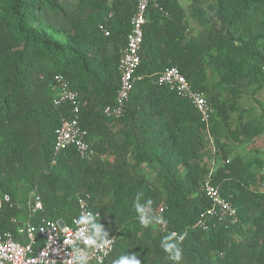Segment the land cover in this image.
Returning <instances> with one entry per match:
<instances>
[{"label":"trees","instance_id":"obj_1","mask_svg":"<svg viewBox=\"0 0 264 264\" xmlns=\"http://www.w3.org/2000/svg\"><path fill=\"white\" fill-rule=\"evenodd\" d=\"M158 1L161 9L146 14L139 79L124 116L112 120L103 109L114 104L120 86L118 66L135 0H78L70 13L61 0H0V193L12 199L0 210V234L15 232L14 220L29 219L24 209L37 190L43 210L35 224L68 223L78 214V198L90 197L97 222L116 239L106 264L133 253L142 264H172L160 242L173 231L186 233L181 264H264V186L220 139L216 159L224 163L210 171L201 162L200 133L220 134L213 123H226L231 107L213 96L216 118L212 114L207 125L190 102L158 82L174 66L194 89L209 93L199 51L184 42L180 1ZM42 13L63 15L65 22L53 33ZM214 18L205 48L213 70L231 85L234 98L241 96L244 78L263 88L264 0H216ZM55 76L79 95L80 125L96 154L91 161L73 147L54 151L55 132L71 115L67 105H54ZM242 118L228 124L227 139L244 143L261 133L264 120ZM143 165L156 167L153 181L141 173ZM207 178L231 198L234 224L208 218V230L197 226L212 207L201 188ZM148 199L151 215L165 206L167 233L155 221L147 228L139 224L134 204L147 206Z\"/></svg>","mask_w":264,"mask_h":264},{"label":"built area","instance_id":"obj_2","mask_svg":"<svg viewBox=\"0 0 264 264\" xmlns=\"http://www.w3.org/2000/svg\"><path fill=\"white\" fill-rule=\"evenodd\" d=\"M161 9L158 0H135V11L131 19V30L127 37L126 46L121 51L118 70L120 73V86L116 92L114 104L103 109V114L112 120L124 116L126 105L136 80V73L141 63V48L144 41V26L146 14L151 8ZM106 35L109 33L106 31ZM160 85L166 86L171 92L190 102L202 120L209 125L214 112L213 104L207 96L192 87L191 83L177 67L165 69L158 80ZM55 91L54 105L57 107L67 105L70 117H63L60 126L55 132L54 151L56 154L69 147L75 148L78 155L91 161L95 151L88 142V131L80 125V101L77 92L73 91L63 76H55L50 84ZM202 192L211 201L212 207L201 215L197 226L206 231L209 228L208 218L217 219L219 222L234 224L237 210L231 198L223 197L220 189L214 186L210 178L202 183ZM5 195L9 198L4 199ZM78 214L70 222L63 220H44L39 224L33 223L36 215L43 210V201L37 190L33 191L28 199L24 213L29 218L19 223L14 220L15 232L8 231L0 234V264H77L76 257L79 253L76 248L84 249V254L89 257L88 264H106L112 255L116 239L110 249L87 248L79 236L81 226L74 223L82 213L99 214L93 209L89 196L79 197ZM12 205L8 194L0 195V210L4 205ZM39 205V206H38ZM151 213V209H150ZM165 206L161 205L154 211V216L163 218V223H156L163 232H168L167 222L164 217ZM66 238L69 241L66 243Z\"/></svg>","mask_w":264,"mask_h":264},{"label":"rangeland","instance_id":"obj_3","mask_svg":"<svg viewBox=\"0 0 264 264\" xmlns=\"http://www.w3.org/2000/svg\"><path fill=\"white\" fill-rule=\"evenodd\" d=\"M179 1L182 5L183 16L186 21L184 42L192 43L196 46L199 51V61L204 67L207 77L209 93H205V95L211 101L213 96H217L231 107V109L229 108L230 112L226 123H223L219 118L214 121L216 123H213V125L218 124L220 134L214 135L205 130L200 133L204 148L201 154V162L202 164H206L210 171L216 170L222 164L223 161L220 163L216 159L217 147L215 139H220L225 142L226 147L231 150L232 155L237 156L249 168L255 175L257 184L262 188L264 186V128L259 135L249 138L244 143L227 139V136L225 137V129L228 124L233 125L241 116L244 121L254 119V122H257L264 120V86L260 88L261 84L259 82H252L244 78L239 83L241 96L234 98L231 92V85L222 82L220 75L213 70V66L205 53L206 45L210 43L208 40L209 21H215L216 0ZM61 2L67 13L72 12L78 4V0H61ZM41 18L44 23L54 28L53 33L56 32L55 30L60 29L61 25L65 22L63 15L42 13ZM215 116L214 119L216 118ZM140 171L149 182L153 181L156 176V167L154 165H143ZM24 194L25 192L22 191V195Z\"/></svg>","mask_w":264,"mask_h":264},{"label":"clouds","instance_id":"obj_4","mask_svg":"<svg viewBox=\"0 0 264 264\" xmlns=\"http://www.w3.org/2000/svg\"><path fill=\"white\" fill-rule=\"evenodd\" d=\"M8 198L9 197L5 195L4 199L7 200ZM152 204L153 201L151 199L147 200V206L141 205L139 201L134 204L137 219L142 228L149 227L153 224V221L158 224L164 222L162 217L150 214ZM98 215L99 214L82 213L74 223L81 226L78 230L79 236L87 248L100 250L110 249L113 240L109 239V232L104 226L97 222ZM185 238L186 233H177L175 231L170 232L162 238L160 247L167 254V259L170 260L172 264H181L183 258L181 245ZM65 242H69L67 238ZM75 250L79 253V256L76 257L77 264H88L89 257L84 254V249L76 248ZM113 264H142V262L138 253H133L131 255H121L118 259L113 261Z\"/></svg>","mask_w":264,"mask_h":264}]
</instances>
